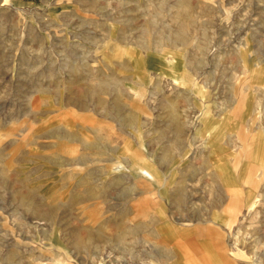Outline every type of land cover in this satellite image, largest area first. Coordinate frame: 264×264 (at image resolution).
Masks as SVG:
<instances>
[{"label":"rangeland","instance_id":"1","mask_svg":"<svg viewBox=\"0 0 264 264\" xmlns=\"http://www.w3.org/2000/svg\"><path fill=\"white\" fill-rule=\"evenodd\" d=\"M208 240L264 264V0H0V264Z\"/></svg>","mask_w":264,"mask_h":264},{"label":"crops","instance_id":"2","mask_svg":"<svg viewBox=\"0 0 264 264\" xmlns=\"http://www.w3.org/2000/svg\"><path fill=\"white\" fill-rule=\"evenodd\" d=\"M203 227H210V226L205 225ZM202 233H205V234L213 233L215 236V231L213 230H209V231L204 230L202 231ZM190 244L188 245L189 247H190ZM198 246L199 247L196 252H193L190 248H188L190 253H189V260L187 264H195L194 258L191 259L194 256V254H196L197 259H198L197 264H237L236 261L231 259L232 257L228 255V247L226 243L223 241L218 242V243H215L210 240L201 241ZM203 252H204V255H201ZM218 254L221 255L220 260H218V257H217ZM213 258H215L216 261Z\"/></svg>","mask_w":264,"mask_h":264},{"label":"bare ground","instance_id":"3","mask_svg":"<svg viewBox=\"0 0 264 264\" xmlns=\"http://www.w3.org/2000/svg\"><path fill=\"white\" fill-rule=\"evenodd\" d=\"M262 76H263V72L262 71H260L259 73H258V75H257V79H262ZM40 214V213H39ZM40 216H41V214H40ZM95 234V233H94ZM120 237V236H119ZM236 256H238V257H244V255L243 254H240V253H237V254H235Z\"/></svg>","mask_w":264,"mask_h":264}]
</instances>
